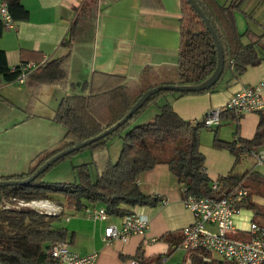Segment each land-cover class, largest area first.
<instances>
[{"label": "crops", "instance_id": "0c3cea01", "mask_svg": "<svg viewBox=\"0 0 264 264\" xmlns=\"http://www.w3.org/2000/svg\"><path fill=\"white\" fill-rule=\"evenodd\" d=\"M20 1L27 18L12 15V29L0 22V50L5 52L8 66L13 69L22 62L50 63L70 53L69 83L66 87L44 83L35 73L24 84L14 81L0 86V180L29 172L39 156L62 147L65 129L56 122L57 110L67 97L88 95L94 74L123 77L129 86L140 90L179 85L181 0ZM218 1L222 5L228 2ZM263 2L256 4L264 5ZM254 4L248 0L243 11L234 13L233 20L244 45L256 42L260 62L249 66L238 78L233 77L232 68L228 69L214 85V91L160 97L148 122L155 119L159 106L170 104L183 120L194 125L202 123L208 111L225 110L236 92L264 81V17L248 13ZM71 31L72 45L65 47ZM225 112L220 126L205 129L214 131L209 132V139L208 135L201 139L200 134L207 174L212 181L230 175L251 184L250 175L258 172L260 177L252 179L257 180L253 182L251 202L264 210V182L259 181L264 178V165H257L247 155L236 158L227 150L214 148L216 135L226 142L252 139L264 110L240 117ZM109 145L96 154L88 151L91 160L83 158L76 166L93 163L101 174L118 161L122 148L119 142L111 155ZM138 185L145 194L164 200L154 208L134 209L149 219L144 236H133L127 243L108 242L104 239L106 228H121L122 218L93 220L83 210L67 214L60 225L73 236L69 250L79 256L97 254L96 264H127L134 261L139 249L147 258H166L162 264H191L185 251L171 247L165 239L171 234L181 237L182 230L194 221L184 204V188L167 165L144 173ZM253 223L264 227V213L242 208L235 218L236 229L230 235L248 239ZM206 262L234 264L213 253Z\"/></svg>", "mask_w": 264, "mask_h": 264}, {"label": "trees", "instance_id": "16d2710c", "mask_svg": "<svg viewBox=\"0 0 264 264\" xmlns=\"http://www.w3.org/2000/svg\"><path fill=\"white\" fill-rule=\"evenodd\" d=\"M7 1L13 17L27 18L20 0ZM196 2L209 19L223 47V75L232 68L233 77L238 78L249 66L260 62L256 42L244 45L233 20L234 13L243 11L248 0H228L224 5L218 0ZM181 8L178 84L194 86L207 80L216 70L217 50L205 22L190 2L181 0ZM1 33L0 24V36ZM72 39L71 31L64 46L70 47ZM70 60L68 53L50 63H38L37 70L28 79L36 73L44 83L66 87L69 83ZM26 63L28 62H22L11 69L7 64L5 52L0 50V86L16 81L21 74V65ZM215 88L216 86H213L198 93L214 91ZM146 91L148 89L140 90L129 86L123 77L94 74L88 95L67 97L57 110L56 122L65 129L62 147L39 156L29 172L3 180H26L55 155L99 136L120 122ZM167 94L183 96L189 93L160 92L152 96L112 135L59 160L28 185L0 188V264H57L47 251L54 244L68 245L73 242V236L67 229L56 226V223L69 213L77 214L93 206L91 208H104L108 216L123 218L134 214L135 208H154L161 205L163 198L145 194L138 185L140 177L158 165L169 167L178 183L185 188L184 199L190 195L197 198H221L235 189H246L249 194L238 206L264 213L262 208L251 202L253 182L260 177L258 172L250 175L253 181L251 184L238 181L230 175L216 181L209 178L205 155L201 151L200 134L207 129L203 123L191 124L183 120L170 104H164L159 106V113L153 121L129 129L145 109L156 105L157 100ZM225 114L226 112H223L221 121ZM122 132L125 134L121 136L122 148L118 161L106 167L101 174L96 172V166L91 163L73 168L74 182H44L45 174L53 167L85 150L94 154L105 151L112 137L117 133L121 135ZM214 148L227 150L236 158L241 154L248 156V152L252 150L264 149V116L261 117L252 139L239 138L237 142H226L216 135ZM253 178L257 179L252 180ZM259 181L264 182V178ZM214 182L218 183L217 190L212 189ZM39 200L55 203L60 208V213L47 215L31 209L12 207L22 201ZM165 239L171 247H176L183 241V234L181 237L171 234ZM209 258L211 252L202 249L192 252L190 256L191 264H209L206 262ZM162 259L147 258L140 249L134 257V261L140 264H162Z\"/></svg>", "mask_w": 264, "mask_h": 264}, {"label": "built area", "instance_id": "2783aa9c", "mask_svg": "<svg viewBox=\"0 0 264 264\" xmlns=\"http://www.w3.org/2000/svg\"><path fill=\"white\" fill-rule=\"evenodd\" d=\"M0 22L7 29L14 28L13 17L7 0H0ZM46 60V59H45ZM21 74L17 82L24 84L28 77L38 68L34 62L21 65ZM223 108H215L205 114L202 123L212 129L221 124L224 111L237 117L248 113H259L264 110V81L236 92ZM257 165H264V149L248 152ZM218 183L214 182L213 190ZM185 190V188H184ZM246 189H235L221 198H197L190 195L184 199L185 207L192 213L193 223L182 230L183 241L176 249L185 251L189 256L196 250H205L220 256L234 264H264V227L253 223L250 226V237L241 239L232 237L235 231V218L242 208L238 204L248 196ZM16 209H31L41 214L57 215L60 208L48 201L19 202L12 206ZM85 215L93 220H107L104 208L84 209ZM122 227L109 226L105 230L104 239L108 242L120 241L127 243L133 236H144L149 229V219L138 213L122 218ZM57 264H96L97 254L79 256L72 253L68 245L58 243L47 251ZM163 258L162 261H165ZM127 264H140L131 261Z\"/></svg>", "mask_w": 264, "mask_h": 264}, {"label": "water", "instance_id": "95a60500", "mask_svg": "<svg viewBox=\"0 0 264 264\" xmlns=\"http://www.w3.org/2000/svg\"><path fill=\"white\" fill-rule=\"evenodd\" d=\"M192 7L196 10V12L201 16L203 21L206 24L207 29L209 30L216 46L217 50V67L214 73L204 82H202L199 85L194 86H182V85H167V86H158L155 88H152L148 91H146L133 105L131 110L128 112V114L116 125L113 127L106 129L102 134L99 136L92 138L90 140H87L85 142L79 143L73 147H70L59 154L52 157L50 160H48L44 165H42L30 178L23 180V181H15V180H0V188L5 187H13V186H24L28 185L32 182H34L40 175L45 173L53 164L58 162L59 160L69 156L70 154L77 152L81 149H84L87 146H90L91 144L100 141L101 139L106 138L107 136L112 135L114 132H116L119 128H121L134 114L142 108V106L148 101L149 98L152 96L160 93V92H178V93H198L206 91L210 88H212L214 85L217 84V82L220 80L224 73L225 69V56L223 47L221 45V42L213 29L209 19L206 17L205 13L201 10L199 5L197 4L196 0H188Z\"/></svg>", "mask_w": 264, "mask_h": 264}, {"label": "rangeland", "instance_id": "374dc122", "mask_svg": "<svg viewBox=\"0 0 264 264\" xmlns=\"http://www.w3.org/2000/svg\"><path fill=\"white\" fill-rule=\"evenodd\" d=\"M221 2H224L225 0H220ZM260 2L261 0H253L255 4L252 8L248 9V13H253L255 17L260 18L264 17V5H257L256 2ZM264 3V2H263ZM156 108L155 106L149 107L145 109L141 115H139L133 123L130 125L129 129L137 126L142 125L145 123H148L149 119H151V114L155 112ZM209 132L214 134V131H205L203 130L201 133V139L204 138V136H207ZM125 132H122L120 134H115L111 141H110V153L111 155L114 154V150L116 149V145L119 142H122L121 136H123ZM209 139V135H208ZM211 141V137H210ZM83 158H89V152L88 150L83 151L82 153H78L76 155H73L72 157H69L65 161L61 162L57 166L53 167L49 172H47L44 176V182L49 184H55V183H67V182H74L75 175L73 173V168L76 167V165L80 164V162L83 160ZM91 160V159H90ZM62 223V220L56 223V226H60Z\"/></svg>", "mask_w": 264, "mask_h": 264}]
</instances>
